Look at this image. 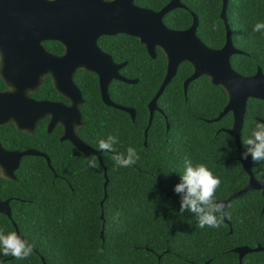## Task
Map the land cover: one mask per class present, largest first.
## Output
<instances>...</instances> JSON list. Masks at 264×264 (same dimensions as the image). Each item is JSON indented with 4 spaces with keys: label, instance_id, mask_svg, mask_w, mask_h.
<instances>
[{
    "label": "trees",
    "instance_id": "1",
    "mask_svg": "<svg viewBox=\"0 0 264 264\" xmlns=\"http://www.w3.org/2000/svg\"><path fill=\"white\" fill-rule=\"evenodd\" d=\"M184 3L200 17L199 36L212 47H222L226 30L220 19L221 0L195 6L192 0ZM167 17L172 28H187L192 23L187 10ZM228 17L235 45L247 53L235 56L233 67L245 76L255 74L259 66L264 72V30L253 31L256 23H264V0H230ZM132 45L126 58L131 78L140 82L115 85L112 99L134 107L136 120L107 109L95 76L88 75L83 86L87 126L82 134L98 150L99 139L113 135L117 152L126 153L132 147L139 160L131 167H117L112 153L104 152L107 188L98 159L100 167L90 168L87 159L69 145L53 152L56 172L41 158L30 160V173H23L15 191L26 201L15 204L12 219L0 214V230L16 232V223L36 251L19 260L0 253L6 264H240L235 248L264 246V198L259 191L234 199L226 209L229 223L223 217L219 228H199L193 213H180L181 194L175 192V185L181 182L185 158L193 165L203 163L220 179L214 197L217 202L248 182L236 159L234 139L223 131L217 133L219 127H231L232 114L220 122H207L219 117L228 102L227 93L204 76L189 85L185 96L184 82L193 67L182 64L159 99L163 114L156 113L145 146L147 105L164 82L167 61L162 52L152 60L144 48ZM247 108L242 143L255 123L264 119V101L250 99ZM253 167L257 179L264 181V162H253ZM241 264H264V252L245 256Z\"/></svg>",
    "mask_w": 264,
    "mask_h": 264
},
{
    "label": "flooded vegetation",
    "instance_id": "2",
    "mask_svg": "<svg viewBox=\"0 0 264 264\" xmlns=\"http://www.w3.org/2000/svg\"><path fill=\"white\" fill-rule=\"evenodd\" d=\"M114 1L115 0H90L91 4L94 7V10L90 14H87L92 18L88 21L92 23H95L97 21L99 22H97V26L92 25L84 27H78L80 26L78 15H83L84 13L78 11L77 0H9V2H6L9 9L5 8L2 4V8L7 11L6 16L2 18L6 19L13 29L11 35H8V37H6V35L0 36V57H2V64H0V111H3V109L6 108L12 113L14 117L0 115V120L6 121L7 119L13 117L15 123H5L3 125L0 124V143L7 152H14L17 153V155L15 156L16 158H5L4 161L0 163V201L9 203L12 212V217L15 213V204L17 202L26 201L22 197L16 195L15 191L19 185L20 177L23 175V173H30V160L34 158H41L46 162L47 166L52 172H56V169L52 165L54 151H58L63 147V145H69L71 148L81 153L70 139H65L68 137V132L69 134H72V131H74V125L79 126V123H81V121H84L85 125L80 126L79 131L77 132L79 138L94 150L100 151L90 145L83 138L82 134V130L87 126V121L85 120L83 112L84 105L86 104L83 86L85 84L86 79H88V75L95 76L102 104L107 109L111 108L124 112L133 121H135L137 117V110L134 107L130 105L121 104L112 99V89L115 85L119 83H123L126 85H137L140 82L139 78H131L132 74L130 71V60L126 58L130 56L128 55V49L131 47L130 42L133 43V47L144 48L148 57H150L152 60H157L160 52H162L166 57L168 71V60L165 52L160 46H158V44L154 46L153 52L149 50V47L146 43H153L155 42V39L153 36L143 34L145 31H142L140 35L117 31H111V33L104 34L101 33V31L109 30L113 27L112 23L114 12L108 9L110 7L109 4ZM122 1H119L118 6H116L114 21L117 23V26L121 28V30L134 31L132 27L134 22L130 25L125 26L126 22L123 21V16L118 15V12H120L122 9L128 10L129 8L130 0ZM131 1L134 8L138 9L139 11H151L155 14H158L161 13L173 0H168L165 4H163V2L160 0ZM185 1L186 0H178L180 7L170 11L165 16H163L162 21L167 28L173 31H187L188 29L192 28L195 22L197 21L196 34L197 37L200 39L201 43L211 50L218 51L222 50L227 45V25H229L232 43L234 47L240 51V54H236L231 57V64L232 59L235 56H242L247 54L244 50L237 47L234 43L230 19L228 17L230 0H221L220 19L222 20L225 26L226 39L224 45L220 48L210 46L199 36L198 30L201 22L200 17L194 10L192 11L189 6L184 3ZM192 1L195 2V6L196 3L201 4L207 2L208 0ZM179 9L187 10L189 13H191L192 23L187 28H172L166 23L168 20L167 16L171 13L178 11ZM175 19L174 21L178 23ZM66 22H68L67 25H65ZM141 35H143L144 41L142 40ZM88 41H90L91 43L95 42L99 50L94 54L93 58V64L95 69L105 68L107 70L106 73L114 74L115 72H117L119 76L124 79L139 81L137 84H130L115 79L107 81L106 96L110 99L112 103L123 109H133L135 111V118H133L132 115L127 111L108 106L104 101L103 93L101 90V78L99 76V73L96 71L93 72L87 70L86 67H84L86 63L82 58L81 49L83 47V43L84 49L87 47ZM88 56L89 55H87V57ZM184 63L188 62L181 63L179 65V68ZM190 65L192 66V64ZM259 69H261V71L263 72L262 68L259 66L255 74L245 76L234 68L236 72L245 77H252L256 75ZM57 82H60V84H62L63 91L57 88ZM13 88L14 91H12ZM70 89H74L76 92L77 90L80 91L84 103H81L77 93L72 92ZM30 98L36 102H44L55 105V107L51 108L46 114V116L41 121H39V123L36 125L34 133L30 132ZM152 100L147 105L149 119L148 126L145 130V146H147L148 133L153 125L156 113L163 114V110L159 106L158 100L157 110L154 111L152 121L150 122L151 111L149 105ZM228 102L224 107L223 111L220 113L219 117L224 112L225 108L228 105ZM77 105L78 110L76 109ZM230 113L233 116V122L231 127L227 129L219 127L217 133L223 131L224 133L230 135L227 131L233 127L234 123V114L232 112H229L228 114ZM246 116L247 111L245 115L244 126ZM79 117L81 118V120L79 119ZM223 118L218 121H216L217 119L207 120V122H220ZM259 122L264 123V119H259ZM167 129H170V125L168 124V122ZM243 129L241 131V141ZM41 136L43 137V143L40 142ZM230 136L234 139L232 135ZM234 141L236 143L235 139ZM32 143H35L36 145L38 143H41V145L34 146L32 145ZM236 147L237 152L239 154L236 159L242 164L240 160L244 158H242V153L238 151L237 143ZM243 148L246 150L244 146ZM30 151L38 152L41 155H30ZM103 155L104 152H102L103 163L99 161L98 157L97 159L100 164L104 167L106 173L107 168L104 163ZM253 162L254 161H252V172L254 177L257 179L256 175L254 174ZM242 168L245 171L243 164ZM246 175L248 176L247 184L240 191L231 193L227 199L218 201V203L225 202L232 195L243 191L249 185L250 182L249 175L247 173ZM56 177H58L57 174ZM258 181L264 183V181ZM12 217L8 218L12 219ZM227 223H229V221ZM15 224L16 223H14V226ZM15 228L17 232V225L15 226ZM232 232L233 231H231V233ZM21 237L24 238L23 236ZM237 248H235V250ZM249 248L251 250H255L258 248L264 249V246L258 245L254 248ZM33 251L36 250L33 249ZM259 252L261 253L264 251ZM259 252H251L249 254ZM238 257L239 262L241 264L244 257L242 259H240L239 255Z\"/></svg>",
    "mask_w": 264,
    "mask_h": 264
},
{
    "label": "water",
    "instance_id": "3",
    "mask_svg": "<svg viewBox=\"0 0 264 264\" xmlns=\"http://www.w3.org/2000/svg\"><path fill=\"white\" fill-rule=\"evenodd\" d=\"M119 1L122 0H115L114 2L109 4L110 7L108 10L114 12V17H115V9L116 6H118ZM6 2H9V0H0V36L6 35V37H8V35H11L13 28L10 26V24L6 19L2 18L6 16L7 13V11L4 10V8H2V4L4 5L5 8L9 9ZM131 2L132 1L130 0L128 10L122 9L120 12H118V15L123 16L122 19L124 22H126L125 26L130 25L131 23L134 22L132 26L134 31L121 30V28L117 26V23L114 21V17H113V23H112L113 27L109 30H103L101 31V33L104 34V33H111V31H115V32L117 31V32H128L134 35H140L142 31H145L143 34H148L149 36H153L155 39V42L153 43L152 42L146 43L149 47V50L153 52L154 46L158 44V46H160L165 52L168 60V71L161 88L159 89L158 93L156 94V96L149 105L151 111L150 122L152 121L154 111L157 110L158 100L164 93L166 87L171 83V81L177 75L179 65L183 62H188L192 64V66L194 67V73L190 78H188L184 82L185 95L187 96L188 88L191 82L204 76L208 77L215 86L223 87L228 94L229 102L224 112L216 121L226 116L229 112H232L234 114L233 127L227 132L230 135H232L236 140L238 151L240 153H243L245 149L242 146L241 131L244 126V120L247 111V103L250 99H257L264 101V74L261 71V69H259L256 75L252 77H245L234 70L230 59L233 55L240 54V51L236 49L232 43L229 25H227L228 41L226 47H224L222 50L215 51L209 49L204 44H202L200 39L197 37L196 34L197 21L195 22L194 26L188 29L187 31H173L164 25L162 21L163 16H165L170 11L180 7L178 0H173L161 13L158 14H155L151 11H146V12L139 11L138 9L134 8ZM77 3H78V11L84 13L83 15H78L79 23H80V26L78 27L92 26V25L97 26V22L99 21L95 23L88 21L89 19L92 18L87 14H90L94 10V7L91 4L90 0H77ZM224 18H225V11H224ZM67 24L68 22L65 23V25ZM141 38L144 41L143 35H141ZM87 43H88L87 47L84 49V43H83V47L81 49L82 58L86 63L84 67H86L87 70L93 72L96 71L99 73V76L101 78V90L103 93L104 101L108 106H112L127 111L132 115L133 118H135V111L133 109H123L112 103L110 99L106 96L107 81L115 79L130 84H137L139 81L124 79L121 76H119L117 72H115L114 74L106 73L107 70L105 68L95 69L93 64V58H94V54L99 50L95 42L91 43L90 41H88ZM86 54L89 56L87 57ZM57 88L63 91L62 84H60V82H57ZM70 90L74 93H77L81 103H84L80 91L77 90L76 92L74 89H70ZM53 107H55L54 104L36 102L30 98V132L31 133H34L36 129V125L46 116L48 111ZM76 109L78 110V105L76 106ZM0 115L13 116L12 113L8 111V109L6 108H4L3 111H0ZM13 117L7 119L6 121L0 120V124L3 125L5 123H13V122L15 123ZM79 119L81 120L80 117ZM84 125H85L84 121H81V123H79V127ZM65 139H70L73 142V144L76 146V148L86 158H89L92 155H96L99 158V161L103 163L102 152L96 151L90 146H88L86 143H84L79 138L77 132L72 131V134H69L68 132V137ZM16 155L17 153L7 152L0 143V163L4 161L5 158H14ZM30 155H41V154L35 151H30ZM240 161L242 162L246 173L250 177V182L249 185L243 191L232 195L225 202H220L223 203L226 207L229 205V203H231V201H233L240 195L247 193L249 191H253V190L261 191L264 196V183L259 182L253 175L252 172L253 160L251 156H248L247 159H241ZM105 177H106L105 188H107L109 183L107 170L105 173ZM103 204L104 203L102 202V206ZM226 207L224 209L225 212H226ZM0 213L7 215L9 218L12 217L11 208L8 202L0 201ZM224 218L225 221L228 222L226 215H224ZM17 234L20 236V232L18 229H17ZM102 236L104 237V232H102ZM259 251H264V249L258 248L255 250H251L249 247H239L235 250V252L240 256V259H242L245 255L251 252H259ZM42 260L43 262H45L44 258H42Z\"/></svg>",
    "mask_w": 264,
    "mask_h": 264
},
{
    "label": "clouds",
    "instance_id": "4",
    "mask_svg": "<svg viewBox=\"0 0 264 264\" xmlns=\"http://www.w3.org/2000/svg\"><path fill=\"white\" fill-rule=\"evenodd\" d=\"M213 27L215 28V25ZM262 30H264V23H256L253 31ZM0 64H2V57H0ZM74 131L78 132L79 126L74 125ZM117 142L115 136L109 135L106 139H99L98 146L100 151L112 153V160L117 167H131L139 160L138 153L132 147H129L126 153L117 152L114 147ZM243 143L246 150L242 153V158L247 159L250 155L254 162H264V123L257 121L251 135L243 140ZM87 164L93 169L100 167L96 155L87 158ZM180 179L181 182L175 185V192L181 194L180 213L185 211L193 213L199 228L205 226L219 228L226 215L224 211L226 206L214 199L215 191L221 183L220 179L214 176L203 163L193 165L187 158L184 160V171ZM217 214H220L219 218ZM0 253L4 257L26 259L32 255L33 247L16 232L5 234L0 230ZM0 264H6V262L0 260Z\"/></svg>",
    "mask_w": 264,
    "mask_h": 264
}]
</instances>
